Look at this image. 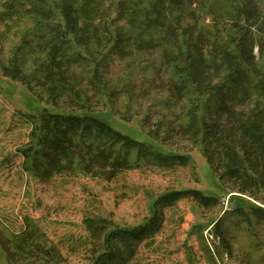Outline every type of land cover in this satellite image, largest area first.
Segmentation results:
<instances>
[{
	"label": "trees",
	"instance_id": "trees-1",
	"mask_svg": "<svg viewBox=\"0 0 264 264\" xmlns=\"http://www.w3.org/2000/svg\"><path fill=\"white\" fill-rule=\"evenodd\" d=\"M2 7L7 29L18 20L30 26L1 71L43 103L38 115L18 112L30 125L28 141L16 147L23 169L48 184L57 176L110 182L135 168L188 165L187 153L136 140L91 108L94 96L114 114L113 102L125 96L129 109L132 72H152L142 95L163 78L159 102L177 114L157 120L147 136L161 146L171 138L199 146L220 186L234 193L210 228L214 255L264 264V0H2ZM115 59L127 62L126 83L110 77ZM180 200L222 205L186 188L158 195L135 225L85 215L87 264H145L141 249L158 252L164 210ZM21 220L16 230L0 219V264H69L35 219ZM241 232L251 242L237 255Z\"/></svg>",
	"mask_w": 264,
	"mask_h": 264
},
{
	"label": "rangeland",
	"instance_id": "rangeland-1",
	"mask_svg": "<svg viewBox=\"0 0 264 264\" xmlns=\"http://www.w3.org/2000/svg\"><path fill=\"white\" fill-rule=\"evenodd\" d=\"M2 9L0 0V11ZM26 26H30L27 20H18L8 26L9 29L0 22V30L4 33L0 39V64H7L12 48ZM126 63V60L118 59L112 62L110 77L113 82H127ZM151 74H145L139 68L132 72L129 84L133 83L134 97L128 102L129 109L125 96L120 97V103L113 102L117 111L114 114L94 96L90 100L91 108L96 115L136 140L151 142L162 151L170 149L187 153L188 165L171 169L135 168L110 182L79 174L57 176L50 183L42 184L21 167L22 157L16 152V147L28 141L30 131V125L19 117L18 112L38 115L43 103L25 86L5 76L0 68V219L18 230L22 216L32 217L60 248L69 264H87L81 245L87 239L82 224L85 215L104 216L120 225H135L150 214L158 195L168 190L196 188L217 196L222 205L203 208L193 201L180 200L166 208L163 230L152 247L158 252L141 249L145 264H240L226 255L218 259L213 253L210 235L212 224L231 203L230 195L234 193L220 186L199 146L192 147L179 138L167 139L161 146L147 136L157 120L168 118V114L175 118L177 114L174 108L167 111L159 102L165 98L163 78L147 89V96L142 95L145 91L143 79ZM258 232L263 237V226L258 228ZM250 242L247 235L238 233L233 243L235 253L238 255V248Z\"/></svg>",
	"mask_w": 264,
	"mask_h": 264
}]
</instances>
